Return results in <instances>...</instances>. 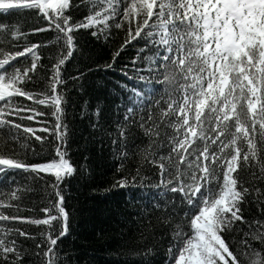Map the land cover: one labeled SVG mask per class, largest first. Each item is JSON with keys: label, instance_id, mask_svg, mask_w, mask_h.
Segmentation results:
<instances>
[{"label": "snow or ice", "instance_id": "obj_1", "mask_svg": "<svg viewBox=\"0 0 264 264\" xmlns=\"http://www.w3.org/2000/svg\"><path fill=\"white\" fill-rule=\"evenodd\" d=\"M22 10L36 13L46 26L27 33L21 24H0V185L8 189L0 191V264H64L70 259L61 257L59 248L69 235L61 185L76 168L67 152L68 100L61 89L66 88L64 65L86 55L78 47L81 30L105 41L113 31L125 33L106 74L127 47L144 45L132 67L120 70L124 79L139 84L128 88L101 79L95 85L102 95L96 97L93 129L100 134L101 150L107 140L120 161L121 178L113 188L132 194L113 216L137 227L154 216L155 224L149 221L153 237L158 228L157 243L168 242L166 264H264V0H0V14ZM74 12L83 19L78 21ZM51 31L58 51L45 68L39 52L48 45L30 43L28 36ZM85 78L81 71L72 79ZM110 84L114 93L108 91ZM38 85L41 91H34ZM112 104L115 120L107 118ZM41 106L54 118L39 129L51 141L29 126L46 115ZM33 138L41 146L53 145L46 157L29 156L40 157ZM125 162H134V170L126 171ZM149 170L158 182L145 174ZM42 174L54 178L55 197L41 210L44 218L18 215L31 188L15 177L36 181ZM145 186L147 194L139 198L152 211L145 206L133 218L128 206L137 199L134 190ZM253 207L255 217L246 219ZM17 222L43 225L47 231L32 236L8 227ZM232 233H242L239 246L228 240ZM21 237L39 243L28 249ZM145 249L142 264H153L155 245L145 241Z\"/></svg>", "mask_w": 264, "mask_h": 264}, {"label": "trees", "instance_id": "obj_2", "mask_svg": "<svg viewBox=\"0 0 264 264\" xmlns=\"http://www.w3.org/2000/svg\"><path fill=\"white\" fill-rule=\"evenodd\" d=\"M79 2V0H77ZM75 18L79 21L83 19L80 12H74ZM0 24H21L23 31L31 33L36 26L45 27V21L40 19L36 13L29 10L14 12L11 15L0 14ZM95 30V29H93ZM56 33L54 31L44 32L39 34H31L28 36V42L48 45L42 47L39 54L43 57L42 64L45 68H50V58L58 51V48L53 47L55 43ZM79 41L78 47L86 53L85 56L77 55L70 63H66L62 69L63 79L66 83V88L61 91L67 94L68 103L65 107V123L68 124L70 130V138L68 141L67 152L71 162L76 168V172L72 177H69L61 185V194L65 197V207L69 213V235L62 238L59 242V248L62 250L61 257L67 255L69 260H65L64 264H142V254L145 249V241L149 247L155 245L153 264H166L168 247L167 239L164 243H157L161 236V231L157 228L153 233L151 231L152 224H155L154 216H146L140 222L139 227L132 225L129 222L125 225L119 216L114 217L113 213L119 209L126 207L125 201L130 199L128 190L113 188L116 180L120 179L118 171L120 161L114 159L112 148L109 147L108 141H104L103 150L99 143V132H95L93 125L97 121L95 115L96 104L99 103L96 99L99 93L95 85L101 79L111 81L113 84H127L128 88L139 84L138 80H126L121 75V69L127 66L132 67L131 61L135 59L137 52L144 47L143 44H133L132 47H127L120 56L116 58V64L112 71L105 73V66L113 62L114 54L120 49L125 39L123 31H113L112 38L105 41L103 38L96 40L91 37L88 30H81L77 34ZM23 43V41L21 42ZM145 56H151V52H145ZM28 63V61H21ZM88 65V67H85ZM147 69V64L143 65ZM91 68V72H89ZM83 71L85 79L73 80V77L80 76ZM50 74V73H49ZM147 75V72L144 73ZM43 78L44 73L38 74ZM128 76H133L131 71ZM83 85V87H81ZM42 85H38L34 91H41ZM108 91L114 93L112 84L109 85ZM158 92L163 91L162 87L157 89ZM158 98V97H157ZM111 100V96L109 97ZM119 103V100L116 101ZM115 104L111 105V113L109 117L115 120ZM46 115L38 120L33 121L29 126L36 128L37 135L44 136L47 141L53 138L47 133L39 131L47 123L50 126L54 122L51 113L43 106L40 108ZM116 128L115 124L110 126L113 131ZM33 146L40 157H32V159H40L46 157L52 150L51 143L40 145L39 142L32 139ZM148 143L147 138H144V145ZM143 146V145H142ZM125 169L134 170V162H125ZM150 176L152 181L158 182V175L149 170L145 173ZM247 178V173H241ZM16 180L22 182V186L31 188L30 192L24 194L23 200L19 205L20 211L18 215L30 217L33 219H43L44 213L41 211L44 207L49 206L51 200L55 197L52 195L51 185L54 183V178L43 175L42 178L33 181L31 177L17 175ZM16 187V185H12ZM0 191H8L3 185H0ZM154 191V190H153ZM141 192L147 194V186L140 191L134 190V195L137 197L133 201L129 209L133 212V218L137 209L152 211V205L146 200L139 197ZM248 208V205H245ZM251 215L246 214V219H253L256 215V209H250ZM17 214V213H10ZM159 215V213H156ZM8 227L20 228L32 236H39L40 233L47 231L46 226L14 223ZM241 227H244L241 225ZM131 229V231H129ZM147 229V230H146ZM143 233V236L141 235ZM235 240V245L239 246L242 239V233H232L228 236V240ZM19 242L28 249L34 248V243H39V240L25 241L23 237L19 238ZM30 264V262H26Z\"/></svg>", "mask_w": 264, "mask_h": 264}]
</instances>
